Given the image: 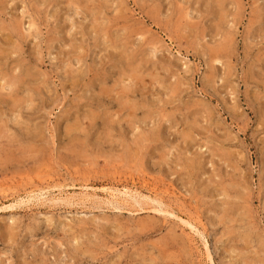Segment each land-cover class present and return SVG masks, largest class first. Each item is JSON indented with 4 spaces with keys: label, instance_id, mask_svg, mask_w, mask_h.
<instances>
[{
    "label": "rangeland",
    "instance_id": "obj_1",
    "mask_svg": "<svg viewBox=\"0 0 264 264\" xmlns=\"http://www.w3.org/2000/svg\"><path fill=\"white\" fill-rule=\"evenodd\" d=\"M0 264H264V0H0Z\"/></svg>",
    "mask_w": 264,
    "mask_h": 264
},
{
    "label": "bare ground",
    "instance_id": "obj_2",
    "mask_svg": "<svg viewBox=\"0 0 264 264\" xmlns=\"http://www.w3.org/2000/svg\"><path fill=\"white\" fill-rule=\"evenodd\" d=\"M33 20H34V19H33ZM32 22H33V21H32ZM33 23H34V22H33ZM16 25H17V24H16ZM12 28H13V27H12ZM12 28H11V29L9 28V29H10L9 31H11ZM2 31H3V30H2ZM14 31H15V30H14ZM15 32H16V31H15ZM15 32H14V33H15ZM17 32H18V31H17ZM12 33H13V32H12ZM20 34H21V33H20ZM20 34H19V35H20ZM21 35H22V34H21ZM21 35H20V36H21ZM8 36H9V35H8ZM12 36H13V35H12ZM14 37H15V36H14ZM22 38H23V37H22ZM9 39H11V38H9ZM17 40H18V39H17ZM15 42H16V38H15ZM19 42H20V41H19ZM16 43H17V42H16ZM18 44H19V43H17V45H18ZM4 45H5V44H4ZM14 45H16V44H14ZM17 45H16V46H17ZM20 47H21V46H20ZM16 48H17V47H16ZM18 48H19V47H18ZM14 50H15V48H14ZM125 57H126V56H125ZM29 72H30V71H28V74H29ZM33 72H34V71H33ZM30 73H32V72H30ZM30 75H31V74H30ZM34 75H35V74H34ZM34 75H32V78H33ZM26 76H28V75H26ZM24 80H25V79H24ZM23 82H24V81H23ZM33 82H34V81H33ZM30 83H31V82H30ZM2 86H3V85H2ZM112 86H113V85H112ZM27 87H28V86H27ZM36 87H37V86H36ZM36 87H35V88H36ZM36 90H38V89H36ZM129 106H130V105H129ZM131 112H132V111H131ZM105 121H106V120H105ZM32 138H33V137H32ZM136 149H137V148H136ZM3 152H4V151H3Z\"/></svg>",
    "mask_w": 264,
    "mask_h": 264
}]
</instances>
